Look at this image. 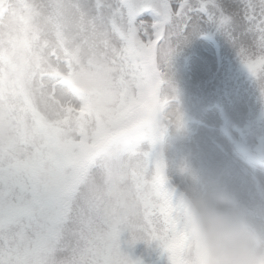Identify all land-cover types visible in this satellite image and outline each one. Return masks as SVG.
I'll use <instances>...</instances> for the list:
<instances>
[{"label":"snow or ice","instance_id":"1","mask_svg":"<svg viewBox=\"0 0 264 264\" xmlns=\"http://www.w3.org/2000/svg\"><path fill=\"white\" fill-rule=\"evenodd\" d=\"M205 0L200 11L207 15ZM190 0H0V264H196L162 144ZM236 38L264 98V0ZM221 26L232 16L220 14Z\"/></svg>","mask_w":264,"mask_h":264},{"label":"rangeland","instance_id":"2","mask_svg":"<svg viewBox=\"0 0 264 264\" xmlns=\"http://www.w3.org/2000/svg\"><path fill=\"white\" fill-rule=\"evenodd\" d=\"M203 2L205 0H190L192 10L187 18L176 22L178 26L186 27L184 35L187 39L179 41L176 54L164 69L167 80L164 91L174 97L171 107H179L183 114V127L179 131L175 126L170 127L161 146L167 175L173 187L183 194L192 191L210 193L217 182L226 184L251 221L264 229L262 81L247 70L248 79L235 85L234 89L227 83L228 77L234 75L230 72L232 68H246L235 42L247 28L242 15H238L244 0H234L236 9H231L241 22L225 26L208 22L207 15H212L215 21L221 13L234 16L229 7L215 0L214 5L208 6L206 15L199 10ZM196 17L199 25L195 24ZM219 45L223 51L218 58ZM222 57L235 60V66L226 67L229 68L228 76H223V71L219 70ZM202 70L204 73L200 75ZM241 94L249 98L246 109H243L245 105H237ZM201 107H207L203 114ZM228 120L233 126L229 127V133H223L220 129ZM200 139L204 141L201 143ZM191 243L194 253L192 239ZM131 254L144 264H166V257L159 250L144 244L137 245Z\"/></svg>","mask_w":264,"mask_h":264},{"label":"clouds","instance_id":"3","mask_svg":"<svg viewBox=\"0 0 264 264\" xmlns=\"http://www.w3.org/2000/svg\"><path fill=\"white\" fill-rule=\"evenodd\" d=\"M185 197L198 264H264V229L251 221L226 184Z\"/></svg>","mask_w":264,"mask_h":264},{"label":"bare ground","instance_id":"4","mask_svg":"<svg viewBox=\"0 0 264 264\" xmlns=\"http://www.w3.org/2000/svg\"><path fill=\"white\" fill-rule=\"evenodd\" d=\"M217 1H219L220 3H221V5H223V6H225L226 8L227 7H229V10H231V9H233V8H235L236 9V7H235V5H234V0H217ZM231 15H234V13L232 12V10H231ZM241 22V20H239V19H237L236 17H235V15L234 16H232V22L230 23V24H232V25H238L239 23ZM195 24L196 25H199L200 24V22L198 21V17H196V19H195ZM202 37V36H201ZM217 44V43H216ZM223 48H225V46L223 45ZM223 51V49H222V47H220V45L217 47V53H218V58H219V55H220V51ZM220 59H222L223 60V62L219 65V70L220 71H223V76H228V73H229V71H227V69H229L232 65L233 66H235L236 64H235V60H231V59H229V58H227L226 60H224V58L222 57V58H220ZM229 67V68H226V67ZM230 72H233L234 73V75H231V76H229L228 77V81H227V83H229L228 84V86L229 87H231V89H234L233 87L235 86V85H237L238 83H240V82H244V81H246L247 79H248V77H249V74H248V72H247V68H244V67H240V68H232V70L230 71ZM242 72H246V73H244V74H242ZM204 73V71L202 70L201 72H200V75H202ZM199 75V77H201ZM230 89V90H231ZM244 89V88H243ZM236 90V89H235ZM245 90V89H244ZM244 90L242 91V94H243V92H244ZM241 94V96H240V98L237 100V105H240V104H242V105H245L244 106V108L243 109H246V107H247V105H248V103H249V98L248 97H246V96H243ZM194 104V103H193ZM194 106V105H193ZM209 107V106H208ZM207 109V107H204V108H202L201 107V113L203 114L204 112H205V110ZM210 119H208V121H209ZM207 121V122H208ZM231 126H233V123L230 121V120H228L224 125H223V127L220 129L223 133H229L228 132V129H229V127H231ZM204 133H206V132H204ZM204 140L203 139H200V142L202 143ZM209 154V156L210 157H212V155H211V152H208Z\"/></svg>","mask_w":264,"mask_h":264}]
</instances>
